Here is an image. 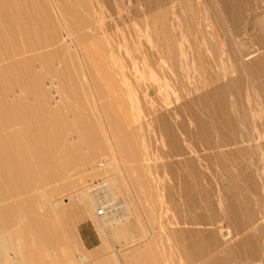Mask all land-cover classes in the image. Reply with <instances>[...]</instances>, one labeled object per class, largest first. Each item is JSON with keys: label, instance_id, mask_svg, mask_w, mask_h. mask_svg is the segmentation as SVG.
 I'll return each mask as SVG.
<instances>
[{"label": "rangeland", "instance_id": "1", "mask_svg": "<svg viewBox=\"0 0 264 264\" xmlns=\"http://www.w3.org/2000/svg\"><path fill=\"white\" fill-rule=\"evenodd\" d=\"M110 1L111 3L117 2L120 6V8L118 6L120 11L115 12L112 19H116L115 17L120 15L122 17L124 16L121 22H116L113 29L115 30L117 28V32L121 35L118 40L111 39L109 36L106 38L104 34L103 36L100 35V38L99 36H95L94 38L92 36L90 38L87 37V35L92 33L91 30L80 25L81 21L79 19H75V10L78 9V4L83 7V2H86L84 0L82 3L80 0H0V34H11L15 38L12 37V40H10L15 41L13 44L10 41L8 44H5L4 41L6 39L2 38L4 36L0 37L1 56L13 55V49H17L16 53L22 49H29V51L26 50L27 53L13 56L0 63L1 89L3 90L2 83L4 81L10 82L14 85L15 90L13 91L15 93L13 91L11 93L15 96L13 100L16 102L15 106L18 107H16L17 110L19 107L20 109L25 107V104L26 107L28 105V116H26L31 120L35 119L34 126H30L29 128L30 131L32 130L31 132L32 134H35V136H45L47 134L46 129L49 127L53 128L50 124L54 121H47L49 120L46 118L48 117V114H46L47 111H53L55 108H62V112H64L66 116V111L69 112L71 110H68V108H76L78 106H85L83 108H86L87 105L89 106L90 104L88 101L91 100L92 91L97 89L95 93L100 95L98 94V88H103L104 86L99 81L100 74H102V72H109L110 70L108 67L109 60H107V58L112 61L113 67H116L113 68V70H123L124 62H122L120 57L121 52L127 55L131 66L137 68V74H141L147 81L153 79L161 83L159 86L161 88L160 95L162 96V99H160L161 97H159V99L163 100L164 97H167L168 101L171 102V104H168L164 101L160 102L158 99L164 109L172 108L175 107L176 104H179L181 96L186 94V91L189 93V96L186 98H197L202 95L204 92V84H208L206 87L210 88L209 83L218 78L215 76L216 72H218L217 66L215 65L219 63V76H223V74L226 73L228 74L229 80H238L240 82L237 85L231 86L226 93V104L227 107L229 106L228 111H231V113L234 114L235 112L237 113L238 116L235 114L236 119L240 118V120L238 119V122L241 123L242 129H245L247 132L250 131L251 134H253V138L256 140L254 139L255 141L252 142L253 145L251 149L248 151L246 150V152L243 153V159L235 152L234 147L226 142L229 139L225 136L224 143L226 146H224L223 149L228 153V160L231 159V154L238 155L239 158L231 159L232 163H228L227 167L223 166L225 168H223L222 165H219L217 161L215 163V160H212V162L209 161V164L205 165L206 168L203 166L201 170L204 177V184L198 185L193 189L192 197L195 202L199 194H207L210 202L213 204V209L216 211L219 209V213L227 203L232 202V197L236 196L243 209L240 216H237V220L239 221V219L241 220L245 218L247 214H250L251 212L252 219L250 222H246L244 227L237 228L236 221L233 218L228 220L223 214H220L221 218L219 217L220 220L218 223L221 224L222 222L224 227H230V230L233 232L231 233L232 236L225 240L227 244L226 248H223L222 244H224L225 241L220 235L221 237L219 238L221 244L214 250V258L220 262L219 264H231L235 262V264H244L248 262L253 264H264V256L252 260L248 256V254L250 255L251 252H255V250L264 255V229L262 228L264 227V134H262L264 132V92L258 87L262 82L264 83V33L262 36L260 35L259 30L255 25L254 13L255 8L258 7V9L264 10L263 0H172V2H170V0H163V7L160 9L154 8L156 12L154 9L153 11L148 10V7H146L148 0ZM136 1L139 3H135ZM76 2H78V4ZM88 4L89 5L85 4L84 6L86 9L89 8L88 11L90 12V10L94 8H90L92 7V4L89 0ZM136 8L138 11H135ZM148 11H150V13H147ZM132 13L134 17L132 16ZM151 13H153L152 16ZM81 14V16H84L87 20L92 18L89 13ZM139 14L141 15V18L139 17ZM144 14H146L145 17ZM156 14L159 17H157ZM161 17L162 19H160ZM158 18L160 21H158ZM69 19L72 21L71 23L68 21ZM188 22H190V24ZM138 24H142V27L145 26L143 28L146 30L142 27L138 28ZM208 24H211L212 27ZM66 25H72L77 35H86V38H84L85 41L83 42L82 40V42H79V51L76 50L77 52L74 51V49L68 53L58 51L62 46L67 45L65 40L58 43V40L62 37L61 35L65 32L64 26ZM190 26L192 28H190ZM154 34H156V36ZM173 35L175 37L177 36L176 38L179 37V40L175 39ZM134 37L137 40L134 39ZM163 37L167 38L168 42ZM152 38H154V40H152ZM160 38L161 40L163 38V40L161 41ZM142 41H144V45L141 43L142 47H139L140 42ZM163 41L166 44H163ZM176 41L178 42L176 43ZM135 42H137V44ZM184 42L186 43L185 45H183ZM41 43H43V45H41ZM59 45H61V47ZM83 45H85V47ZM176 45H178L176 49L179 51L175 49ZM31 46L32 48L35 47V51H33L34 49L30 51L32 49ZM143 46L145 49L142 50ZM157 46H159V48H157ZM183 46H185V50L188 52L190 51V53H187V51L185 52ZM173 47L177 52L176 53L174 50L176 54L171 50ZM194 47L195 52L193 51ZM19 48L22 49L19 50ZM139 48L142 50V54ZM164 48L166 51L168 50L169 57L166 55L167 52H164ZM126 49H131V51L136 54H133L131 51L127 54L125 52ZM150 49L156 50V53L158 54L157 59L152 56V52L149 53ZM197 49L199 53H197ZM209 51L212 53V59H209L207 56ZM144 54H147L148 57H146L147 55L144 56ZM197 54H200L201 56L198 57ZM134 55H137L138 58L140 55L141 58L138 59ZM142 55L143 60H141ZM183 57L186 58V62ZM196 57L203 59L200 60V62L202 61L204 66L207 60H211V62L215 63L214 67H216V70L212 73L211 71L209 73L206 67H204V71L201 70L202 68L197 64L199 59L196 60ZM135 58L138 62L139 60L142 61V72ZM143 61L145 67L143 66ZM239 61H243L246 66L244 67L243 65L244 68L240 66L242 63H239ZM58 62H62L63 65L61 64L62 66H58ZM221 62L225 64V67L221 65ZM151 63L156 65L157 63H160L158 65L163 66L164 71L169 74L168 79H175V82H172L174 85H170L165 78L162 80V77L157 74L161 73L160 68H158L159 70L155 69V67L151 66ZM184 63L185 65L190 66V73L187 72L186 66L183 67ZM192 64H194V66ZM57 69L59 71H57ZM232 70L236 71L232 72ZM26 81H28V90L21 89L17 85L18 82H22L23 84V82ZM161 81L163 82V85ZM163 86L165 87L163 88ZM43 89L45 93H48L45 94L42 92ZM19 90H23L22 94H19ZM27 91H29V93ZM131 91H133V89H131ZM41 92L44 93V95H42ZM256 93L259 95L258 99L256 98ZM155 96L156 95L154 94V97ZM29 97L31 98L27 99V102H29L27 103L26 98ZM11 100L12 99L7 101ZM34 100H38V102L35 103L36 101L34 102ZM128 100L127 104L131 106V103ZM19 101H21V103L23 101L25 104L19 106ZM57 104L59 107H57ZM65 104L68 107H66L67 110L65 109ZM196 104L197 103L194 104V108L197 106ZM31 107H33V109L35 108L36 111L34 110V113L33 111H30ZM130 109L132 111V108H128V112H130ZM195 109L202 110L200 106ZM29 114L33 115L30 117ZM207 114L205 112L204 116H207ZM63 115L64 114H62L61 118L65 117H63ZM33 116L35 118H32ZM58 118H53L55 119L54 123L57 122L56 126L53 123L52 124L57 131L56 133L62 136L64 135V132L68 131V129L66 128L65 123L64 125L62 124V119ZM92 125L93 127L89 134V138L91 139H89V142L87 143V138L81 136L79 142L83 144V147L71 149L70 153L72 154L70 158L69 155H66L63 151L64 145L62 144H64V140H60V148L57 147L55 150L58 153V158L56 155L55 157L57 159L54 160V166L50 164L48 167L47 165L46 169L38 171L35 176L25 175L26 173H24L22 174V177H20L16 172H11L9 178H14V180L21 179L22 182H17L15 185H12L8 190L3 191L0 196V210L3 211L1 218L6 222L4 230H8L7 233L10 231L14 232L13 240L16 241V236L21 235V238L19 239L20 241L22 239L23 242L20 246V250L15 249L9 252L10 257L17 261L22 258H30L39 255L41 256V261L34 264H72L70 259L79 261L80 255L84 253L88 257V264H108L112 247L115 246L120 249V246L126 241L122 240V242L120 239H115L112 228H107L108 230L101 229L95 216L87 213V211L83 209V206L78 204L76 200L78 194L77 188H72L71 186H67V184L76 178L78 174H81L82 177H84V180L83 183L79 185V188L85 189L92 187L91 189L94 190L96 189V187H94L95 182L102 180L110 182L111 177L114 174H117L120 179L121 187L119 190H115V194L124 197V200L127 203L130 202V209L133 213L130 217V221L133 224L135 222L134 225H137L134 226L135 235L131 239L133 242L130 243L131 246L132 244L134 245L132 247L130 246V249L128 248L129 250L127 249L129 252H123L125 258L122 263L140 264L142 261L141 264H182L171 260H169L171 262L165 261L158 256L155 258L153 255H158L160 252H164L168 247L167 244L165 245L164 242H162V239L166 238L168 228L175 227L174 225L170 226L169 224L173 222L174 214L185 217V214L182 215V211L185 208L184 198L188 195L190 196L191 192L178 196L176 191L177 189H181H175L173 187L174 184L170 181L171 174L168 172L163 174L161 172L158 177L160 182H158L155 187L157 195H154L151 198L143 196L140 193L139 186L136 185L138 180L144 176L142 170L143 166L147 164L154 166L157 164L160 165L162 162L167 161L162 155L160 145L154 143L152 146H148L147 149H151L154 153V156L148 160L138 159L136 157L129 158L127 154L120 152V148L123 147L127 151L130 143L134 142L132 143L135 151L133 156H136L140 153V150H142L141 146H143V144H140L138 141L135 142L129 140L125 133L118 132L110 134L109 132L100 129L101 127L97 126L98 124L96 125L95 123ZM94 125L98 128H96L97 131ZM15 128L14 130L11 129L13 130L12 132L20 131V129H18L20 128L19 126ZM53 138H57V135L55 134ZM193 142L196 143L194 139ZM256 142L261 146H254V144H257ZM126 143L128 145L126 146L127 149L124 145ZM90 152L94 153L93 158L90 160L91 162L82 164L81 160L89 155ZM251 158L254 165L253 168H248L246 167V162L247 159L250 160ZM110 160H116L118 162V171L112 170L109 166H103L104 163L109 162ZM236 165L239 166V168H236ZM250 169L252 173L250 172ZM13 173H15L14 177ZM251 174L254 176L253 178L248 177V175ZM17 175L19 177H17ZM231 176L234 177L231 179ZM235 177L236 180L234 181L233 179H235ZM130 196H132V201ZM59 200L63 211L60 217L50 216L47 219H43L46 211L50 210L52 203ZM215 201L218 202L216 203ZM195 212L201 214V210L196 209ZM158 216H162L165 219H158ZM155 218H157L156 221H154ZM33 222L34 226L32 224ZM126 222L124 225H127L126 227H128V223ZM30 224L33 227L30 226ZM39 225L43 228L41 226L39 228ZM248 225L252 227L255 225L260 227V229L258 231L251 230V232L247 230L249 227L246 226ZM7 226L9 229H7ZM197 227H201L207 231L210 226L199 225ZM245 227L247 229H245ZM32 228L33 231L38 230L35 231V235L32 233ZM67 228H71L77 237L76 241L78 244L74 245L75 249L72 253L68 252L67 243L63 241L62 233L64 229ZM17 230H21L20 232H23V235H15V233L18 232ZM11 232L10 234L13 233ZM37 233H39V237L36 235ZM239 233L255 236L259 244L251 246L242 245V243H240V237L242 236H240ZM43 238L44 240L46 239L45 243ZM42 240L43 242H41ZM151 245L152 247H150ZM230 252L237 253L238 255L234 258H229L231 257L229 254ZM138 253L144 255L149 254L156 260H142L140 259V256L137 257ZM28 262L26 264H33L31 260ZM192 264L206 263L202 260H195Z\"/></svg>", "mask_w": 264, "mask_h": 264}, {"label": "bare ground", "instance_id": "2", "mask_svg": "<svg viewBox=\"0 0 264 264\" xmlns=\"http://www.w3.org/2000/svg\"><path fill=\"white\" fill-rule=\"evenodd\" d=\"M76 1H78V0H76ZM82 1L83 0H80L81 3H82ZM84 1H86V2H83L84 5L85 4L89 5L88 0H84ZM89 1L92 4L91 5L92 7H90V8H94V9H91L90 12L88 11L89 8L86 9V7L84 5H83V7L80 6L78 4V2H76V3L78 4L79 7H77L78 9L75 10L76 11L75 12L76 13L75 19L76 20L79 19L81 21L80 25L85 26L86 28H88V30H91V32H92L91 34L87 35V37L90 38L92 36L94 38L95 36H99V38H100V35L103 36V34H104L106 38H108V36H109L111 39H117L118 40L121 35L119 34V32H117V30H116L117 28L115 29L116 31L113 29L116 25V22H119V21L121 22V20H123L122 18L124 16L122 17L120 15L118 17H115L116 19H112V16L115 14V12L120 11L118 9L119 5L117 4V2L111 3L110 0H89ZM162 1L163 0H148L146 7H148V10H152V11L154 8L160 9L164 5L162 3ZM174 1H176V0H174ZM170 2H172V0H170ZM263 2H264V0H263ZM135 3L138 4L139 2L136 1ZM119 8H120V6H119ZM258 8H255V10H254L255 23H256L255 25H256L257 29L259 30L260 35L262 36V34L264 33V10L258 9ZM127 9H130V8H127ZM159 9H158V11H159ZM135 11H138V9L136 8ZM154 11H155V9H154ZM167 11H168V9H167ZM81 13H89L90 16H92V18H89L87 20L84 18V16L83 17L81 16L82 15ZM147 13H150V11H148ZM152 14L153 13H151V16H152ZM127 15H125V16H127ZM145 15L146 14H144V17H145ZM154 15H155V13H154ZM154 15H153V17H154ZM132 16H133V13H132ZM147 16H148V14H147ZM156 16H157V14H156ZM128 17H129V15H128ZM137 17H138V15H137ZM139 17L141 18V15ZM157 17H159V16H157ZM160 19H162V17ZM160 19L158 21H160ZM128 20H129V18H128ZM68 21L70 23L72 22V21H70V19ZM188 21H190V20H188ZM190 22H188V23L190 24ZM141 25L142 24H138L137 27L141 28L142 27ZM208 25L210 26L211 24H208ZM117 26H119V25H117ZM192 26H194V25H192ZM16 27H17V25H16ZM64 27H65V32L63 33V35H61L62 37H61V39L58 40V43L62 40H65L67 42L66 43L67 45H64L65 43L63 44L64 46H62V47H61V45H59L61 48L58 49V51L68 53V52H71L72 49H74V51L78 50L79 45H80L79 42L80 41L82 42V40L84 42L85 41L84 38H86V35H84V34H83L84 36L82 34L77 35L75 33V31H74L75 29H73L72 25L71 26L66 25ZM143 27H145V26H143ZM210 27H212V25ZM190 28H192V27L190 26ZM144 30H146V29H144ZM0 31H1V28H0ZM186 31H187V29H186ZM186 31H184V32H186ZM121 33H122V31H121ZM171 33H173V32H171ZM166 34H165V36H166ZM154 35L156 36V34H154ZM1 36H4L2 38L6 39L5 41L3 39L5 44H8L9 41L12 40V37H13V35H11V34H4L3 35V33H2V35L0 34V37ZM229 36H230V34H229ZM140 37H141V35H140ZM176 37H175V39L179 38V37L178 38H176ZM163 38H162V40H163ZM134 39H136V38L134 37ZM164 39L167 40V38H164ZM152 40H154V38H152ZM160 40H161V38H160ZM0 41H1V39H0ZM133 41H135V40H133ZM139 41H141V40H139ZM10 42L13 44V42H15V41H10ZM167 42H168V40H167ZM177 42L178 41H176V43ZM185 42L183 43V45H185L187 43V42L186 43ZM192 42L195 43L194 41H192ZM127 43H128V41H127ZM135 43L137 44V42H135ZM141 43L144 45V41L140 42L139 47L141 46ZM176 43H174V44H176ZM163 44H166V43H164V41H163ZM41 45H43V43H41ZM145 45H146V43H145ZM238 45H240V44H238ZM83 46L85 47V45H83ZM163 46H165V45H163ZM97 47H98V45H97ZM177 47H178V45L175 46V49ZM183 47H184L183 48L184 51L186 52L187 50H185V46H183ZM31 48H32V46H31ZM34 48L35 47H33L30 51H32ZM157 48H159V46H157ZM187 48H188V46H187ZM20 49H22V48H19V50ZM38 49H39V47H38ZM143 49H145L144 46H143L142 50ZM175 49L173 47V49H171V50H173V52H174ZM194 49H195V47L193 48V51H194ZM26 50L27 49H24V50L22 49L21 51L16 53L17 49H15V50L13 49V55L10 54L9 56H5V55L1 56L2 54H1V50H0V63L3 62L4 60H7L8 58H11V57L16 56V55L27 53V51H29V49L27 51ZM142 50L140 49L141 54L143 53ZM176 50L179 51L178 49H176ZM176 50H175V52H176ZM33 51H35V49ZM130 51H131V49L125 50V52L127 54H129ZM165 51H166V49L164 48V52ZM135 52H138V51H135ZM145 52H146V50H145ZM151 52H152V56L157 59L158 54L156 53V50L150 49L149 53H151ZM132 53L136 54L134 52H132ZM149 53H148V55H149ZM167 53H166V55H167V57H169V52H167ZM187 53H190V51L189 52L187 51ZM197 53H199L198 49H197ZM116 54H117V52H116ZM137 54H139V53H137ZM200 54L199 55L197 54L198 57L201 56ZM146 55L144 54V56H146ZM148 55L146 57H148ZM134 56L137 57V55H134ZM191 56H192V54H191ZM207 56L209 57V59H212V57H211L212 53L210 51L208 52ZM120 57H121L122 62H124L123 63L124 68H122L123 70H113V68H116V67H113L112 61L106 57L107 60H109L108 67L110 68V70H109V72H106V73L102 72V74H100L101 76L99 75L100 76L99 82H101L104 86H103V88H98V91H99L98 94H100V95H97L95 93L97 90L96 88H94L96 90L92 91V93L90 92L91 93V100L88 101V103L90 104L89 106L87 105L88 107L86 106V108H83L85 106H83V107L78 106L76 108H72V107L68 108L66 106V104H67L66 103L64 105L65 109L66 110H67V108H68V110L71 109L70 110L71 112L69 111L70 113L68 111H66L67 112L66 116H65V113L62 112V108H59V109L55 108L53 111H51V110L47 111L46 114H48V117H46V118L49 120H47V119L46 120L49 122L54 120L51 122V124L48 123L53 128L49 127L46 129L47 134H48V135L46 134L47 136L46 135L45 136H35V134H32V132H31L32 130L30 131L29 128H30V126H34V124H35L34 120L35 119L31 120V119H29V117H27L28 116L27 115L28 105L26 107L25 102L23 103V101H22V103H21V101H19L20 102L19 106L22 104H25L24 105L25 107H22L21 109L19 107L20 111H19V109L17 110L18 107L15 106L16 102H15V100H13L15 96H13V94L11 93L13 90H15L14 85H12V83L7 82V81H4L2 83L3 84V90L0 87V196L2 195L3 191L8 190L12 185H15L17 182H22L21 179L14 180V178H9V176L11 175V172H16L17 174H19L20 177H22V174H24V173H26L25 175L35 176L38 171L46 169L47 165H48V167L50 166V164L52 166H54V164H55L54 160H56L58 158V153L55 150L57 147L60 148V146H59L60 140H62V141L64 140L63 141L64 144H62V145H64L63 151L65 152L66 155H69V158H70V156L72 154V153H70L71 149L83 147V144H81V142H79L81 136H85L87 138V143L89 142L88 140L91 139V138H89V134L91 133V130H92L91 128L93 127L92 124L96 123V125L98 124L97 126L101 127L100 129L107 131L110 134L118 133V132L125 133L128 136L127 138L129 140L135 141V142L138 141L140 144H143V146H141L142 150H140V153L137 154L136 156H133L135 151H134V148H133L134 146L132 145V143H134V142L130 143V145H129L130 148L127 145V143L124 144L125 147L128 146V149L126 147V149H127V151H126L123 147H121L120 152L127 154V156H129V158L130 157H136L138 159L148 160L149 158L154 156V153L151 151V149H147L148 146L150 147L154 143L157 145H160L161 150H162V155L166 158L167 161L162 162V164H160V165L156 163L157 165H155V166L154 165H148V164L144 165L143 169H142L144 172L143 178H141V179L139 178L140 180H138V182H137L138 184L135 182L136 185L139 186L138 188L140 189V193L143 196H145L146 198L147 197L151 198L154 195H157L155 187H156L157 183L160 182V179L158 180V177L161 174V172L163 174L166 172L171 174L170 181L174 184L173 187L175 189H177V188L181 189V190L177 189V191H176L178 196L179 195L182 196L183 194H187L188 192H191L190 196L188 195L187 197L184 198L185 199V201H184L185 202V208L182 211L183 212L182 215L185 214L184 215L185 217L179 216L178 214H174L173 215V222H171L169 224H170V226L174 225L175 227L174 228L173 227L168 228V230H167L168 233L166 234V238L162 239V242H164L165 245L167 244L168 247L164 250V252H160L158 255L155 254L153 256L155 258H157V256H158L162 260H165V261L171 260L173 262L176 261L177 263H182V264H192L195 260H202L206 264H219L220 262L218 260H216V258H214V253H213L214 250L221 244L219 237L222 236V239L225 241L228 237L232 236L231 233L233 232L230 230V227H228V226L224 227L222 225L221 221H220L221 224L218 223L220 220L219 217L223 214L226 218H228V220H231V218H233L236 221L237 228H239V227H244L246 222L251 221L252 212L250 214H247V216L245 218H243L241 220L239 219V221H238L237 218L243 212V209L241 207L239 200L236 198V196H233L232 202L227 203L226 206L223 209H221V211L218 213L219 209H218V211L213 209V207H212L213 204L210 202L207 194L206 195L199 194L197 199L196 200L194 199L195 200V202H194L193 197H192L193 196L192 191H194L193 189L196 186L204 184V177L202 175L201 170H202L203 166L206 168L205 165L209 164V161L212 162V160H215V163L217 161V163L219 165H222V167L223 166L227 167L228 163H232L231 159L239 158V156H240V158H243V156H244L243 153L246 152V150L247 151L250 150L252 145H253L252 142L256 140L255 138H253V136H252L253 134H251L250 131L247 132L245 129H242L241 123L238 122L240 120V118L237 117L239 120L236 119L237 113L235 112V114H236L235 115L234 113H231V111L229 112L228 111L229 106L227 107V104H226L227 103V100H226L227 91H229L231 86L237 85L240 82L238 80H229L228 74H226L225 72H224L225 74H223V76H219L220 74H219V65H218L219 63L218 62H217L218 64L215 65V63L211 62V60H207V62L205 63V66H204V63H202V61L200 62V60H203V59L196 57L197 58L196 60L199 59L197 64H198V66H200V68H202L201 70H203V71H204V67H206L208 69L209 73H210V71L212 73V72H214V70H216L215 69L216 67H214V65L217 66L218 72H216L215 76H217L218 78H216L211 83H209L210 88L206 87L208 84H204V86H203L204 92L202 93V95L198 96L197 98L196 97L195 98H186L189 96L188 95L189 93L186 91V94L182 93L183 96H181V101L179 104H176L175 107L164 109L163 105H161L160 102L164 101L168 104H171V102L168 101L167 97H164L163 100H160V99H162V96L160 95L161 88L159 86V84H161V83L156 81V80H153V79H149V81H147L146 78L143 77L141 74H139V73L137 74V71H136L137 68L136 67L134 68L131 66V63L129 62L127 55H125L121 52ZM178 57H179V55H178ZM140 58L141 57L139 55L138 59H140ZM184 58L185 57H183V59ZM191 59H193V58H191ZM133 60H134V58H133ZM141 60H143V55H142ZM152 60H153V58H152ZM184 60H185V62L187 61L186 58ZM136 61H137V59H136ZM119 62H120V60H119ZM141 62L142 61H140V60L138 62L140 69L142 68ZM240 62L242 63V65L240 64V66H242V67H243V65H244V67L246 66V64H244L243 61H239V63ZM58 63H59L58 66H60L62 64V62L61 63L58 62ZM158 64H160V63H157V65ZM190 64H191V61H190ZM157 65L151 63V66L155 67V69L159 70L158 68H160L161 73H157V74H159L158 76L162 77L161 78L162 80L165 78L166 80H168L170 85H172L173 84L172 82H175V79L169 80L168 79L169 74H167V72L164 71L163 66L158 65L159 66L158 67ZM192 65L194 66V64H192ZM221 65L225 67V64L222 63ZM143 66L145 67L144 61H143ZM184 66H186L187 72L190 73V70H191L190 66L185 65V63L183 65V67ZM176 67H177V65H176ZM222 69H223V67H222ZM100 70H99V72H100ZM57 71H59V70L57 69ZM235 71L236 70H232V72H235ZM141 72H142V69H141ZM223 79H225V80H223ZM182 81H183V79H182ZM169 83H168V85H169ZM17 85L21 89L28 90L27 89L28 81L23 82V84H22V82H18ZM162 85H163V82H162ZM93 87H92V89H93ZM164 87L165 86H163V88ZM258 87H260V90H263V92H264V83L263 82ZM131 89H133V91H131ZM22 92H23V90H19V94H22ZM24 92H26V91H24ZM27 92L29 93V91H27ZM42 92L45 93L44 89L42 90ZM42 92H41V94L44 95V93H42ZM47 93H45V94H47ZM154 94L156 95L155 97H154ZM18 96H23V95H18ZM38 96H40V95H38ZM258 96H259L258 93H256L257 99H258ZM45 97H46V95H45ZM159 97H161V98L159 99ZM30 98L31 97L26 98V102L28 101L27 99H30ZM10 99H12V100L7 101ZM158 99L160 100V102L158 101ZM127 100L130 101L131 106H129L127 104ZM35 101L36 100H34V102ZM44 101H43V103H44ZM37 102H38V100L35 103H37ZM27 103H29V102H27ZM195 103H197L196 104L197 106H195V108L196 107L198 108L200 106V108L202 109L201 111L199 109L197 110L194 108ZM198 104H199V106H198ZM126 105H127V107H126ZM57 107H59V105ZM36 108H37V106H36ZM128 108H132V111L130 109V112H128V110H127ZM34 110H35V108L33 109V107H31L30 111L31 112L33 111V113H34L36 111V110L35 111ZM203 112L204 113L206 112V114L208 113L209 116H208V114H207V116L206 115L204 116ZM23 113H26V114H23ZM61 113L64 114L63 115V117L65 116L64 118H61V116H62ZM31 115H33V114H29L30 117H31ZM57 115L58 116L60 115L59 118L62 119V124L64 125V123H65V126L68 129V131L64 132V135H62V136L60 134L56 133L57 131L54 127V125L56 126L57 122L54 123L55 119H53V118H56V117L58 118ZM32 118H35V117L33 116ZM18 126L20 127V128H18V129H20V131L18 130L19 132L18 131L12 132L14 130V128L18 127ZM94 127H95V125H94ZM96 128L97 127H95V129ZM11 129H13V130H11ZM97 129H96V131H97ZM93 131H95V130H93ZM10 133L11 134L15 133L16 135L15 134L11 135ZM53 133H55L57 135V138H53V136L55 135ZM262 134H264V132ZM215 136H216V138H215ZM225 136L229 139L226 142H228L230 145H232L234 147L235 152L239 156L231 154L232 157H231V159L228 160V158H227L228 153L225 152V150L223 149V147L226 146L224 143ZM193 139L196 141V143L198 145L195 142H193ZM91 142H92V140H91ZM140 144H138V145H140ZM254 146L260 147L261 145L259 143H257V144H254ZM157 150H159V149H157ZM56 155H57V158L55 157ZM93 155H94V153L90 152L89 155H87L85 158H83V160H81L82 161L81 163L83 164V163L91 162L90 160H91V158H93ZM60 165H62V164H60ZM118 165L119 164L116 160H112V161L110 160L109 162H106L103 164V166H105V167L109 166L114 171H118V168H119ZM253 165H254V162L252 161V158L250 160L247 159L246 167L253 168ZM225 167H223V168H225ZM235 167L239 168V166H237V165ZM102 169H104V168H102ZM207 170H209V169H207ZM250 172H251V169H250ZM250 172H248V173H250ZM14 174L15 173H13V177H14ZM19 176L17 175V177H19ZM141 177H142V175H141ZM168 177H169V175H168ZM233 177L234 176H231V179ZM248 177L253 178L254 176L251 174V175H248ZM15 179H18V178H15ZM83 180H84V177H82L81 174H78L76 176V178H74L73 180H71L67 184V186H71L72 188L73 187L77 188L78 194H77L76 200H77L78 204L82 205L83 209L85 211H87V213H90L92 216H95L96 220L100 224L101 229L112 228L113 229V236L115 237V239H120L121 241L122 240L126 241L125 243H123V245L120 246V249L116 248L115 246H113V247L111 246L112 247L111 253H110L111 255H110V259L108 261V264H123L122 262H123V259L125 258V255L123 252L126 253V251H128L130 249L129 248L131 246L130 243L133 242V240H131V239L135 235L134 234V232H135L134 226H137V225H134L135 222L133 224L130 221V217L133 214L131 209H130V207H131L130 202L127 203L124 200V197H120V196H117L115 194V190H119L121 187L119 176H117V174H114L111 177L110 182L109 181L106 182L104 180L99 181L98 185L101 188L98 190H97V187L94 190L91 189L92 187L80 189L79 185L81 183H83ZM233 180L235 181L236 177ZM136 181H137V179H136ZM142 182H143V184H142ZM22 184H24V183H22ZM130 199L132 201V196H130ZM44 201H43V203H44ZM103 204H109L111 208L105 216L100 217L98 215V210L100 209V207ZM196 209L201 210V214H197V212H195ZM62 212L63 211L61 208V202L59 200L57 202L52 203L50 210L46 211L45 215L43 216V219H45V218L47 219L50 216L51 217L52 216L60 217ZM2 215H3V211L0 210V264H26L29 260H31L33 264L39 263L41 261V256H39V255L38 256H32L30 258H22L21 260H17V261L10 257L9 252L11 250H15V249L20 250L21 249L20 246H21L23 240L21 239V241H20V239H19V238H21V235H20V236H16L17 239L15 241V240H13V234H14L13 231H12L13 233L10 231L12 233V234H10V232L7 233L8 230L5 229L6 230V232H5L4 226H5L6 222H4L2 220V218H1ZM10 217H11V212H10ZM160 218H161V220L165 219L162 216H158V219H160ZM156 220H157V218H155L154 221H156ZM225 220L228 221L227 219H225ZM125 222L128 223V227H126L127 225L126 226L124 225ZM32 224L34 226V222ZM36 225H37V222H36ZM199 225H206V226L208 225L210 227H208V230L206 231L205 229H203L201 227H197ZM30 226H32V225L30 224ZM40 226L41 225H39V228H40ZM246 227H249V228L247 229ZM246 227H245V229H247L248 231H251V230H257L258 231L260 229V227H257L255 225L253 227L250 225H248ZM262 228L264 229V227H262ZM7 229H9L8 226H7ZM20 231L15 233V235H19V234L23 235V232H20ZM32 231H33V228H32ZM35 231H38V230H34L32 232L33 235H35L34 234V233H36ZM62 234H63V241H65L67 243L68 252L72 253L73 250L75 249L74 245L78 244V242L76 241L77 237L74 234V231H72L71 228H67V229H64ZM36 235L39 237V233H37ZM239 235L242 236V237H240V241H241L240 243H242V245H244V246H249V245L251 246V245L259 244L258 240L253 235H249V234L246 235L243 233H239ZM43 240H44V238H43ZM43 240L41 242H43ZM45 240H44V243H45ZM49 241H50V239H49ZM126 245H128V246H126ZM133 245L134 244H132V246ZM222 245H223V248H226L227 247L226 241ZM150 247H152V245ZM229 254L231 256L229 258H234L238 255L237 253H234V252H230ZM139 256L141 257L140 259L146 260V261L149 259L156 260L153 256H151L149 254L144 255V254L138 253L137 257H139ZM248 256L252 260V259L258 258L260 256L263 257L264 255L260 254L258 251L256 252V250H255V252H251V254L250 255L248 254ZM160 258H159V260H160ZM146 261H144V262H146ZM171 261H169V262H171ZM70 262L72 264H88V257L86 254L82 253L80 255L79 261L70 259ZM141 263H142V261H141ZM235 263H232V264H235ZM170 264H172V263H170Z\"/></svg>", "mask_w": 264, "mask_h": 264}, {"label": "built area", "instance_id": "3", "mask_svg": "<svg viewBox=\"0 0 264 264\" xmlns=\"http://www.w3.org/2000/svg\"><path fill=\"white\" fill-rule=\"evenodd\" d=\"M97 183H99V182H95V186L94 187H97V190L98 189H100L101 187H99V185L97 184ZM110 205L109 204H103L101 207H100V209L98 210V215L100 216V217H102V216H105L107 213H108V211L110 210ZM232 264V263H231ZM244 264H253V263H244Z\"/></svg>", "mask_w": 264, "mask_h": 264}]
</instances>
